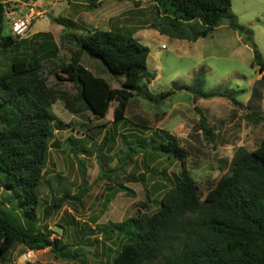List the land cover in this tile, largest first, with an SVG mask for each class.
<instances>
[{
	"label": "rangeland",
	"instance_id": "rangeland-1",
	"mask_svg": "<svg viewBox=\"0 0 264 264\" xmlns=\"http://www.w3.org/2000/svg\"><path fill=\"white\" fill-rule=\"evenodd\" d=\"M37 1L45 4L40 10L46 14L33 21L26 39L31 46L39 38L37 34H51L58 46L57 57L44 61L40 76L55 93L52 112L61 121V125H54L39 190L38 214L47 231L59 233L71 250L78 247L72 253L76 257L73 264H111L105 247L117 248L119 243L103 240L99 227L121 223L139 212L155 213L156 201L162 195L155 191L161 184L157 174L181 171L178 162L151 152L153 155L145 157L140 152L126 160L130 146L139 150L137 139H149L158 130L174 135L189 152L187 168L203 198L231 173L240 150L252 152L264 139V71L261 63L255 62L253 50L257 48L264 62V0H231L232 15L243 31L231 29L224 21L212 34L197 41L174 38L167 19L150 2L0 0L15 13H19L22 3ZM95 30L130 35L150 50L147 69L154 78L144 79L141 86L153 97L159 99L160 94L176 86H189L194 91H178L156 103L134 94L123 103L124 78L112 74L102 60L84 52L83 66L119 92L107 104L104 118L94 116L79 102V87L59 81L56 74L78 50L74 37L83 38ZM9 31L6 23L5 33ZM29 56L26 49L16 55ZM14 57L10 50H0V74L11 71ZM218 91L232 94L238 104L225 97L200 96ZM64 96L78 110L77 114L67 110ZM206 126L209 133L204 131ZM77 154L83 165L76 159ZM2 181L0 173L1 203L9 198L1 187ZM118 184L129 191L117 195L105 210L104 198ZM81 191L85 192L83 198L67 200L59 211L46 218L45 212L54 201L65 195L75 198ZM9 201L2 207H17L15 200Z\"/></svg>",
	"mask_w": 264,
	"mask_h": 264
},
{
	"label": "trees",
	"instance_id": "trees-1",
	"mask_svg": "<svg viewBox=\"0 0 264 264\" xmlns=\"http://www.w3.org/2000/svg\"><path fill=\"white\" fill-rule=\"evenodd\" d=\"M135 1L154 4L167 19L176 39L197 41L212 34L224 21L231 29L243 31L232 15L231 0ZM7 11L8 4L0 2V50H10L15 55L11 71L0 74L1 187L9 194L5 202H0V264H4L18 245L33 252L51 248L56 254L60 252V259L75 261L69 246L62 239H52L53 233L41 224L38 214L39 190L54 138V125L56 122L61 125L52 112L55 93L40 72L44 61L55 59L59 49L51 34H37L39 38L31 46L28 39L15 37ZM6 23L9 34L5 33ZM74 40L78 50L67 65L60 67L56 78L77 85L79 102L98 118L105 117L107 104L119 92L83 66L84 52L102 60L112 74L124 78L123 103L134 94L156 103L178 91H194L189 86H176L160 94L159 99L153 97L141 86L144 79L154 78L147 69L150 50L130 35L95 30L83 38L75 36ZM24 49L30 56L16 57ZM253 50L255 62L261 63L264 71L261 55L256 47ZM200 96L225 97L238 104L227 92L200 93ZM62 100L67 110L78 113L68 97ZM202 123L205 125L206 120ZM204 131L210 132L207 126ZM137 140L139 150L130 146L126 160L140 152L145 157L153 153L178 162L181 171L157 174L161 184L155 191H161L162 195L156 201L155 213L139 212L121 223L99 227L103 240L119 243L116 249L105 247L111 264H264V139L252 152L240 150L231 173L221 178L204 198L187 168L189 152L174 135L158 130L149 139ZM76 159L80 162L78 154ZM84 183L87 184L86 170ZM128 191L118 184L105 196L104 209L117 195ZM84 195L81 191L75 198L65 195L54 201L45 212L46 218L59 211L67 200L79 201ZM10 198L17 202V207L3 208ZM146 198L150 200L149 191Z\"/></svg>",
	"mask_w": 264,
	"mask_h": 264
},
{
	"label": "crops",
	"instance_id": "crops-1",
	"mask_svg": "<svg viewBox=\"0 0 264 264\" xmlns=\"http://www.w3.org/2000/svg\"><path fill=\"white\" fill-rule=\"evenodd\" d=\"M31 3L32 4H36L40 9H42L43 6L45 5L43 2H38V1L37 2H24L20 6L19 13L20 14L24 13L25 10H26L25 7L27 5H29V4H31ZM162 47L164 48L165 46H162ZM52 239H56V240H59L60 241V239H62V238H60V234L59 233H57L56 231H54L53 234H52ZM62 241H63V239H62ZM65 245H67V244H65ZM113 249H116V248H113ZM75 250H78V247L77 246L75 248H73V250L70 249L69 251L71 253H75L76 252ZM29 252H31L33 254V256H34V262H24L22 260L23 256L26 255ZM108 253L109 252L107 250V257H108ZM60 261H62V259H60V252H58L56 254V253H54L52 251L51 248H47V249H44V250H40V251L33 252V251L28 250L25 246L18 245L8 255V257L6 258L4 264H73V262H74L73 260H71V261L63 260V261H66V262L60 263Z\"/></svg>",
	"mask_w": 264,
	"mask_h": 264
},
{
	"label": "built area",
	"instance_id": "built-area-1",
	"mask_svg": "<svg viewBox=\"0 0 264 264\" xmlns=\"http://www.w3.org/2000/svg\"><path fill=\"white\" fill-rule=\"evenodd\" d=\"M24 13H15L8 8L6 13L10 21L11 32L18 39H25L31 30L32 23L36 18H42L46 13L41 11L36 4H29ZM24 262H34V256L31 252L23 256Z\"/></svg>",
	"mask_w": 264,
	"mask_h": 264
}]
</instances>
